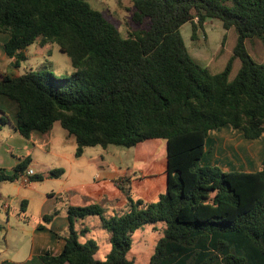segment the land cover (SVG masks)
Segmentation results:
<instances>
[{
  "label": "trees",
  "instance_id": "obj_1",
  "mask_svg": "<svg viewBox=\"0 0 264 264\" xmlns=\"http://www.w3.org/2000/svg\"><path fill=\"white\" fill-rule=\"evenodd\" d=\"M130 1L133 22L150 24L124 37L90 0H0V33L9 37L4 51L11 68L27 61L30 46L55 44L74 69L65 78L48 65L21 75L0 74V104L14 107V129L23 138L48 134L59 122L76 140V158L91 147L167 142L166 192L156 202L134 200L129 191L127 211L110 217L99 203L68 206L62 251L38 259L42 264H136L127 258L132 236L154 225L162 236L149 264H264V158L254 172L205 163L213 132L231 127L248 141L264 134V64L245 46L254 37L264 46V0ZM209 19L238 34L234 55L218 74L192 58L181 34L191 23L196 38ZM236 59L241 68L231 80ZM0 114L1 130L9 121L1 105ZM31 162L28 156L12 173L1 170L0 184L19 182ZM64 174L59 168L34 174L29 182ZM27 206L23 200L22 213ZM58 215V209L44 215V224ZM93 216L109 234L111 251L104 261L95 257L94 240L80 241L90 230L77 229L79 221Z\"/></svg>",
  "mask_w": 264,
  "mask_h": 264
},
{
  "label": "rangeland",
  "instance_id": "obj_2",
  "mask_svg": "<svg viewBox=\"0 0 264 264\" xmlns=\"http://www.w3.org/2000/svg\"><path fill=\"white\" fill-rule=\"evenodd\" d=\"M90 4L101 11L124 37H127L129 32L145 29L150 24L149 20L143 24L133 22L135 9L130 0H90ZM181 34L192 58L212 74L221 73L225 69L234 55L238 39L234 28L225 30L222 22L217 19L207 20L204 26L198 29L197 37L194 39L191 23L181 27ZM0 35L2 39L4 35L7 36L4 33ZM0 44H3L2 41ZM245 46L253 60L264 64V46L260 38L248 39ZM26 54L28 59L20 68L13 69L9 66L6 73L21 75L48 65L59 78H65L74 70L70 58L55 44L46 47L34 44L27 49ZM240 68L241 60L236 59L231 80L235 78ZM0 105L9 115L8 125L2 127L3 132L0 133V145L4 144L11 150L9 145L14 144L19 152L18 147L22 148L23 143H29L27 145L32 149V156L38 161L35 168L37 174L59 168L65 170V175L61 178L45 179L31 185L24 183L23 179L17 183L0 184V226L2 227L0 262L42 264L38 257L45 255L46 252L58 255L64 243L62 238L67 235L68 225L58 231L55 242L51 239L50 231L40 234L39 232L36 234L35 231L39 230V225L44 224V215L58 209V216L66 217L68 206L84 205L85 202L82 203L78 193L90 198L88 204L97 202L102 205L107 216L110 217L121 216L127 211L126 194L129 191L134 200L144 199L149 202H156L159 196L166 192L167 142L165 140H149L133 148L115 145H110L106 149L100 146L86 148L84 155L76 158V140L73 136L65 140L67 132L60 123L54 126L52 134L54 141L50 147L45 146L49 133L32 136L36 148L18 132L17 136L22 142L11 139L16 132L13 127L14 107L6 102ZM209 141L212 144L211 150L207 151L209 152L206 154L207 159L214 158V163L223 170L248 172L260 170L264 158V134L256 141H248L240 131L228 127L211 133ZM23 156H19L18 153L15 155L17 158ZM104 170L111 174L104 175ZM117 174L119 176H116ZM117 183L121 184L122 188L118 187ZM75 185L83 186L77 188ZM72 186L75 187L71 188L72 192L69 193L66 188ZM51 194H54L56 202L49 198ZM23 200L28 201L26 213L21 211ZM5 204H9V212L5 209ZM61 221L62 219L56 220V227L60 226ZM84 228H88L90 232L85 237H81L80 241L86 243L88 240H94L98 245L95 257L98 260H106L111 246L108 232L101 228L100 218L93 216L79 221L78 231ZM161 236L160 228L155 230L154 225L144 226L133 234V246L127 258L136 264H149ZM33 258L36 260L31 262Z\"/></svg>",
  "mask_w": 264,
  "mask_h": 264
},
{
  "label": "crops",
  "instance_id": "obj_3",
  "mask_svg": "<svg viewBox=\"0 0 264 264\" xmlns=\"http://www.w3.org/2000/svg\"><path fill=\"white\" fill-rule=\"evenodd\" d=\"M7 35V34H6ZM1 36V35H0ZM8 39H9V37H8V35L7 36H5L4 35V37H3V39H2V37H0V41H2V43L3 44H0V74H3V73H6L7 72V70H8V68H9V66H10V63H11V59H9L8 57H7V55H6V53H5V51H4V44L8 41ZM57 123H59V122H56L55 124H57ZM55 124H54V126H55ZM61 125V124H60ZM14 127V126H13ZM15 130V129H14ZM53 130H54V127H53V129L49 132V139H48V141L45 143V146L46 147H50L51 145H53V141H54V137H53ZM3 132V128L0 130V133H2ZM15 132V131H14ZM67 132V131H66ZM17 132H15V134L14 135H12V137H11V139H13V140H19L20 142H22V140L21 139H19L18 138V136H17ZM51 134V135H50ZM33 135H35V134H33ZM32 135V136H33ZM32 136H31V138L30 139H26L28 142H30V143H33L34 145V148H36V145H35V143L34 142H32ZM51 136V137H50ZM68 138H71V136L69 135V133L67 132V133H65V140L66 139H68ZM27 144H29V143H23V147L21 148V147H18V151L19 152H17V148H16V146L14 145V144H10L9 146L11 147V150L10 149H8V147H5L4 146V144H1L0 145V171L1 170H5L7 173H12L13 172V169H14V167L17 165V164H19L20 163V161L22 160V159H24L25 157H28V156H30L31 158H32V162H31V165H30V167H29V169H31L32 171H33V173L34 174H37L36 172H35V168H36V164L38 163V161H37V159L36 158H33V156H32V149L29 147V145H27ZM37 144V146L39 145V143L37 142L36 143ZM212 144V142L211 141H208V143H207V151H210L211 150V145ZM41 146V145H40ZM259 147V146H258ZM86 150V149H85ZM19 154V156L21 155V156H23L22 158H17V157H15V155L16 154ZM84 153H85V151H84ZM209 152H207L206 154H208ZM84 155V154H83ZM205 163L206 164H210V165H216L215 163H214V161H213V159L212 158H208L207 159V156H206V159H205ZM50 170H48V171H46L44 174H46V173H48ZM224 171H233V170H231V169H226V170H224ZM246 172H248V171H246ZM250 172H254V171H250ZM111 173H109V172H107L106 170H104V175H106V176H108V175H110ZM65 175V174H64ZM63 175V176H64ZM62 176V177H63ZM116 176H119L118 174L116 175ZM61 178V177H60ZM115 179V178H114ZM5 183V182H4ZM15 183H17V182H15ZM28 184H33V183H28ZM75 186H77V185H75ZM75 186H72V187H69V188H66V190L67 191H69V193L70 192H72V190H70L71 188H73V187H75ZM80 186H83V185H80ZM80 186H77V188L78 187H80ZM79 194V196H81V201H82V203L83 202H85L84 203V205H81V206H85V205H89L88 203H89V199L90 198H88V197H86L85 195H81L80 193H78ZM100 194V193H99ZM51 195H54V194H51ZM51 195H49V198H51V199H53L54 200V197H52ZM102 195V194H101ZM55 201V200H54ZM56 202V201H55ZM73 203H75V202H73ZM92 203H97V202H92ZM92 203H90V204H92ZM5 209L9 212L10 211V206H9V204H5ZM26 211H27V209H26ZM26 213V212H25ZM66 214H67V212H66ZM65 214V215H66ZM59 220V219H62V221H61V223H60V226H58V227H56V220ZM51 225V226H50ZM50 225H48V226H46L47 228H45V229H43V230H37L36 229V231H35V233L37 234L38 232H39V234L40 233H44V232H49L50 231V233H51V239L55 242L56 240H57V233H59L61 230H63L62 228H64V227H67V225H68V218H67V215H66V217H62V215L61 216H57L56 217V219H54L52 222H51V224ZM49 226H50V228H49ZM49 228V229H48ZM59 231V232H58ZM63 242H64V240H63ZM63 246H64V243H63V245H62V249H63ZM62 249H61V251H62ZM6 261H8V260H6ZM2 262H5V261H2ZM2 262H0V263H2Z\"/></svg>",
  "mask_w": 264,
  "mask_h": 264
},
{
  "label": "built area",
  "instance_id": "obj_4",
  "mask_svg": "<svg viewBox=\"0 0 264 264\" xmlns=\"http://www.w3.org/2000/svg\"><path fill=\"white\" fill-rule=\"evenodd\" d=\"M33 175H34L33 171L31 169H28V171L26 172V175L22 178L24 183H30L29 177Z\"/></svg>",
  "mask_w": 264,
  "mask_h": 264
},
{
  "label": "bare ground",
  "instance_id": "obj_5",
  "mask_svg": "<svg viewBox=\"0 0 264 264\" xmlns=\"http://www.w3.org/2000/svg\"><path fill=\"white\" fill-rule=\"evenodd\" d=\"M192 31V30H191ZM213 160H214V158H213ZM226 168V167H225Z\"/></svg>",
  "mask_w": 264,
  "mask_h": 264
}]
</instances>
